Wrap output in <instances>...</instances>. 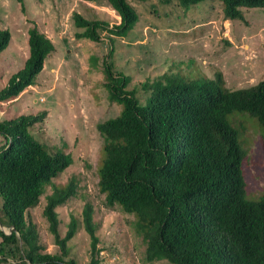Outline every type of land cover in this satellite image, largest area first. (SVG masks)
<instances>
[{
	"label": "trees",
	"instance_id": "16d2710c",
	"mask_svg": "<svg viewBox=\"0 0 264 264\" xmlns=\"http://www.w3.org/2000/svg\"><path fill=\"white\" fill-rule=\"evenodd\" d=\"M15 1L23 9L24 0ZM79 1L106 3L119 23L110 25L73 11L76 40L100 42L106 36L111 44L126 37L139 19L129 0ZM204 1L220 3L227 21H243L244 9L264 8V0H157L163 5L175 2L186 11ZM10 41L9 30L0 28V53ZM27 48L22 68L0 89V103L13 102L36 85L55 46L33 25L27 30ZM112 55L109 49L102 60L104 87L120 111L96 127L103 139L97 186L106 207L118 206L133 216L134 232L144 243V260L264 264V195L257 200L246 196V150L239 140L244 127L239 125L237 130L229 119L235 112L245 113L264 130V79L231 90L220 72L212 79L170 72L141 83L142 101L137 89H127L130 77L114 71ZM90 59L96 66L98 58ZM46 115L42 111L0 121V264L10 260L13 264H78L70 257L69 242L79 229L89 241L86 264H99L98 225L90 202L83 205L80 218L70 215L64 235L59 233L57 209L76 195L78 182L72 177L62 185L53 183L72 158L29 132ZM48 186L51 192L45 195ZM42 196L41 214L56 253L46 252L27 215Z\"/></svg>",
	"mask_w": 264,
	"mask_h": 264
},
{
	"label": "rangeland",
	"instance_id": "374dc122",
	"mask_svg": "<svg viewBox=\"0 0 264 264\" xmlns=\"http://www.w3.org/2000/svg\"><path fill=\"white\" fill-rule=\"evenodd\" d=\"M129 3L138 13V22L126 37L115 38L110 44L106 36L100 42L76 40L77 29L71 18L76 11L87 19L118 24L119 17L106 3L24 0L22 9L15 0H0V28L11 34L9 45L0 53V89L23 66L28 55L27 30L31 26L36 25L55 46L36 77V85L26 88L14 102L0 103V121L46 111L43 122L29 132L50 149L70 154L72 164L53 179L56 185L65 184L72 177L78 182L76 195L57 209L61 236L69 216L80 218L83 205L90 202L98 225L99 264H169L165 260H144V243L134 232L133 216L118 206L106 207L104 195L98 190L97 168L103 139L96 127L120 111V106L108 99L102 60L113 49L114 71L130 77L127 89H137L142 101L141 83L170 72L211 79L220 72L226 88H246L264 79V8L244 9L243 21H227L216 1L201 2L187 11L175 2ZM92 56L98 58L94 67L90 63ZM229 119L237 130L239 125L244 127L239 140L246 150V196L257 200L264 195V130L245 113L235 112ZM233 119L239 122L234 124ZM2 142L0 135V145ZM50 192L51 187H46L45 195ZM44 203L42 196L39 205L27 215L36 225L46 252L56 253L41 214ZM69 246L70 257L78 264L88 262L89 241L82 229ZM13 263L10 260L7 264Z\"/></svg>",
	"mask_w": 264,
	"mask_h": 264
},
{
	"label": "crops",
	"instance_id": "0c3cea01",
	"mask_svg": "<svg viewBox=\"0 0 264 264\" xmlns=\"http://www.w3.org/2000/svg\"><path fill=\"white\" fill-rule=\"evenodd\" d=\"M87 3H88V2H87ZM17 99H18V98H17ZM17 99H16V100H17ZM16 100H15V101H16ZM13 102H14V101H13ZM10 103H11V102H10ZM1 104H2V103H1ZM7 104H9V103H7Z\"/></svg>",
	"mask_w": 264,
	"mask_h": 264
}]
</instances>
